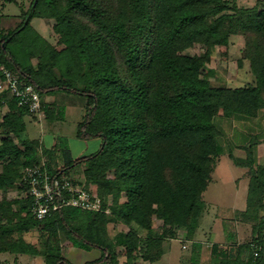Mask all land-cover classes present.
Returning <instances> with one entry per match:
<instances>
[{
    "label": "trees",
    "instance_id": "trees-1",
    "mask_svg": "<svg viewBox=\"0 0 264 264\" xmlns=\"http://www.w3.org/2000/svg\"><path fill=\"white\" fill-rule=\"evenodd\" d=\"M36 17L54 21L64 49L35 30L28 37ZM237 37L244 41L238 64L250 62L255 83L215 86L205 76L206 60ZM199 44L204 54H181ZM32 55L39 58L37 65ZM1 66L34 84L40 95L65 91L87 99L79 136L100 138L101 148L79 159L66 150L56 175L88 164L85 181L98 187L103 211L67 208L44 220L29 212L22 170L41 161L37 142L24 138V118L38 116L0 94V108L10 107L0 120V253H39L45 264H74L63 252L67 242L100 250L99 258L84 264H120L118 248L126 250L123 264H134L138 253L153 264L162 260L164 241L177 239L181 225L187 240L198 235L204 193L221 154L216 124L221 112L226 118L255 119L264 110V0L252 8L235 0H33L17 29L7 35L0 29ZM254 136L236 146L245 159L228 154L248 169L243 220L253 223L252 239L234 255L216 253V264H264V165L257 163ZM107 170L115 178H106ZM12 191L18 193L13 198ZM123 194L127 201L121 203ZM155 217L163 222L161 233L155 232ZM118 223L129 229L112 236L109 226ZM33 228L40 230L42 247L24 238Z\"/></svg>",
    "mask_w": 264,
    "mask_h": 264
},
{
    "label": "rangeland",
    "instance_id": "rangeland-1",
    "mask_svg": "<svg viewBox=\"0 0 264 264\" xmlns=\"http://www.w3.org/2000/svg\"><path fill=\"white\" fill-rule=\"evenodd\" d=\"M33 0H14L13 2H6V0H0V29L2 35H7L10 30L17 29L22 21L23 14L28 11ZM232 1V0H230ZM237 5L242 8H252L256 5L258 0H235ZM31 29L26 31L28 37L31 38L33 35L32 31L35 30L40 35H42L47 41H49L58 50L65 48V45L60 41V37L54 31V21L45 18L36 17L31 21ZM32 35V36H31ZM233 43L230 46H218L215 51H213L211 58L206 60V70L205 76L210 79L215 86H230V88H236L235 86L242 84H249L255 79L254 73L251 70L250 62L244 60L242 65L238 64V57L240 55L241 49L244 46V41L242 38H235L232 40ZM181 54H204V47L202 45H197L194 48H190ZM239 54V55H238ZM31 63L37 65L39 58L36 55L30 57ZM255 83V82H254ZM248 86V85H247ZM227 87V86H226ZM52 97L58 99L55 102V107L48 112L55 118L66 119L68 125H77L78 122H82L85 117V109L82 103L86 100L85 106L87 104V99L84 96L80 98H75L69 96L65 93L52 92ZM46 99L49 98L50 94H44ZM64 97V98H60ZM28 127L27 133L33 143L38 142L42 139L44 133L43 126L40 122H34L30 117L26 118ZM216 124L221 132L218 142L220 146V156L218 167L213 174L212 180L208 184V187L204 193L205 209L206 212L201 221V227L198 235L189 241L186 239L187 227L181 225L178 228L177 239L168 238L164 241V249L166 255L163 256L162 260L153 264H216L214 263V257L211 256L212 251L209 245L214 243H223L229 237L226 236L225 223L227 220L231 219L233 216L234 208H247L248 205V194H249V179L247 177L246 170L236 168L232 160L229 158L228 154L232 151L237 156L240 155L237 145H242L247 143L255 137L258 136V142L264 138V110L258 118L255 119H235L226 118L221 115L216 120ZM69 125V127H71ZM75 127V126H73ZM70 130V129H69ZM258 134H257V133ZM262 132V135L261 133ZM253 135L249 139V135ZM77 133L75 130L69 131L67 137L69 138L68 144L70 145L73 154L79 155L82 150L87 145V139L75 136ZM60 143L62 141L60 140ZM258 143V144H259ZM65 144V143H64ZM67 144V145H68ZM93 144V143H92ZM91 144V145H92ZM68 145V146H69ZM68 148V147H66ZM240 149V148H239ZM257 149V147H256ZM261 150L264 151V146ZM243 150V149H241ZM70 152V150L67 149ZM67 153V152H66ZM57 154V153H56ZM263 154V153H262ZM264 156V154H263ZM50 158L49 167L52 172L56 175L57 170V155L55 157V163L51 161ZM41 162L47 161L44 159ZM73 168V173L70 172L67 176L74 177L76 181L80 183H85L95 188L99 195L98 187L94 184L86 183L84 179L83 169ZM111 170L106 171L108 177L111 175L115 178V173H110ZM106 174V176H107ZM17 195L15 191H12L10 197L13 198ZM100 196V195H99ZM101 198V197H100ZM102 200V198H101ZM103 201V200H102ZM127 201L126 195H122L120 202L124 203ZM113 199L110 196L107 203L108 208L106 213H110L109 206L112 205ZM264 215V211L262 212ZM232 224V222L228 223ZM247 225V226H245ZM242 226V243H249L252 239L251 228L252 225L245 223ZM153 226L156 233L162 232L163 222L156 217L153 220ZM127 225L123 223L111 224L109 226V232L114 236L118 231H128ZM40 230L38 228H33L29 232L24 233V238L28 243L36 245L37 247H42L40 244ZM229 240V239H228ZM63 247V252L66 258H68L74 264H84L86 262L95 260L101 256L100 250H81L71 246L70 243L65 242ZM212 247V246H210ZM117 253L119 256L120 264L126 262V250L124 248H118ZM211 253V254H210ZM228 253V252H227ZM224 253L223 255L227 254ZM165 254V252H164ZM219 254V253H217ZM223 255L219 254L220 257ZM226 257V255H225ZM197 260L193 262V260ZM224 259V257L222 258ZM0 264H45L44 254H16V253H0ZM134 264H151L150 262L143 260L140 253L137 255V259Z\"/></svg>",
    "mask_w": 264,
    "mask_h": 264
},
{
    "label": "built area",
    "instance_id": "built-area-1",
    "mask_svg": "<svg viewBox=\"0 0 264 264\" xmlns=\"http://www.w3.org/2000/svg\"><path fill=\"white\" fill-rule=\"evenodd\" d=\"M0 94L8 99L14 98L18 106L26 108L32 115L40 117L44 112L37 87L23 82L5 66L0 67ZM21 186L28 210L37 220H44L67 208L103 211V201L94 187L67 174L55 175L45 162L24 167Z\"/></svg>",
    "mask_w": 264,
    "mask_h": 264
},
{
    "label": "crops",
    "instance_id": "crops-1",
    "mask_svg": "<svg viewBox=\"0 0 264 264\" xmlns=\"http://www.w3.org/2000/svg\"><path fill=\"white\" fill-rule=\"evenodd\" d=\"M222 47H224V46H222ZM254 82H255V79L252 80L249 84H246V85L242 84V85H238V86H235V87L237 88V87L247 86V85L253 84ZM226 86L230 87L228 85H226ZM57 93H61V94L65 93V94H68L69 96L71 95L73 97L76 96L75 98H80V95L69 93V92H65V91H57ZM48 94H50L48 99H46L45 95H41L42 102L46 106L47 109L44 108V112H43V114L40 117H37V119H36L35 117H33L31 115H26L25 116L24 120H25L26 129H25V132H24V138H25V140H27V142L32 141V140H30V137H29V135L27 133V127H28V123H27V120H26L27 117H30L34 122H40V124H44V126H43L44 133L42 135V139L37 142V145H38V151H37L38 153L37 154L39 156V160L42 161V160L45 159L47 161L49 167H51V166L49 164L50 158L48 160V157H51V161L55 163V160H53V159H55V157L57 155L56 159L58 161H57V165L56 166H58L57 170H59V169H61L64 166V158H63V156H64V152L67 149L70 150V154H71L73 159H79V158L87 157V156H90V155L96 153L101 148L102 140L100 138L88 139V140H86L87 141V145L82 150L81 154H79V155L73 154L72 151H71L70 145L68 144V142H66V140L68 141V139H69L67 137V134L69 133V131L75 130L76 133H77L75 136L79 137V125H80L81 122H78L77 125H74V124L70 125L69 124L71 126V127H69L66 119L55 118L53 115L51 116L50 112H48V111H49V109L51 111L53 109V107H55V102H57V100H59V97H58V99H54V98H51L52 97L51 93H48ZM60 98H64V97H60ZM85 103H86V100L82 103V106L84 107V109H85ZM9 111H10L9 104L6 103L3 107L0 108V120H2V118ZM73 126H75V127H73ZM259 133H261V135H262V132H259ZM60 140L62 141V143H60ZM260 141L261 142L257 145V149H256V152H257V163L259 165H264V156H263L264 151L263 152L261 151V150H263L262 148L264 146V138H262ZM1 143H2V137L0 136V145H1ZM66 147H68V148H66ZM236 149L239 150L240 155L237 156L236 154H234V153L233 154L236 157H239L241 159H245V157H246L245 151L241 150L239 148H236ZM80 168L84 170L83 171V173H84L83 177L85 179V171L88 168V164L85 163V164L77 167L76 170H78ZM236 168L245 169L246 170L245 174L247 175V177L249 179V182H250L248 169L242 168V167H238V166H236ZM1 169H2V166L0 165V171H1ZM74 171H71V172L73 173ZM107 171H109V170H107ZM110 173H113V171L111 170ZM106 174L107 173L105 172V177L106 178H108V179H113L114 178V176L111 175L110 177H108V174H107V176H106ZM248 186H249V183H248ZM248 198H249V194H248ZM247 201H248V199H247ZM247 207H248V205H247ZM233 210H234V212H233L234 214H233L232 218L227 220V222L225 223L226 224L225 225L226 229L229 228L228 226L231 227V225H232V229H230V230L228 229V231L226 230V236L229 237L228 238L229 240L226 239L223 243H219V244L213 242V245L207 246V247L210 248V249H208V251L209 250L212 251V254L210 253L212 257L216 256V253H219L221 255H223L224 253H227V252H228L229 255H230V253H232L233 255H234V253H237L238 249L243 244H245V243L241 242V239H242V226H244L245 223H249V224L252 225L251 234H250L251 237H252L253 223L252 222H246V221L243 220V213L247 210V208L235 207ZM261 215H262V211H261ZM229 222L230 223L232 222V224H228ZM245 226H247V225H245ZM210 246H212V247H210ZM214 247L217 248L216 251H215ZM164 252H165V254H164V256H165L166 255L165 249H164ZM247 258H248V252H244L242 254V256H241V259L246 261ZM191 260H193V262L197 261V260H194V259H191Z\"/></svg>",
    "mask_w": 264,
    "mask_h": 264
}]
</instances>
